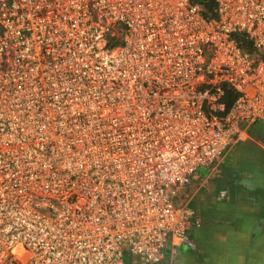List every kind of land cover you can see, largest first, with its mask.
<instances>
[{
    "label": "built area",
    "instance_id": "obj_1",
    "mask_svg": "<svg viewBox=\"0 0 264 264\" xmlns=\"http://www.w3.org/2000/svg\"><path fill=\"white\" fill-rule=\"evenodd\" d=\"M213 3L0 0V264L193 247L180 194L264 127V0Z\"/></svg>",
    "mask_w": 264,
    "mask_h": 264
},
{
    "label": "crops",
    "instance_id": "obj_2",
    "mask_svg": "<svg viewBox=\"0 0 264 264\" xmlns=\"http://www.w3.org/2000/svg\"><path fill=\"white\" fill-rule=\"evenodd\" d=\"M257 127L212 168L195 173L199 183L181 200L197 221L193 247L168 246L159 264H264V139L250 137ZM126 264L144 263L127 257Z\"/></svg>",
    "mask_w": 264,
    "mask_h": 264
},
{
    "label": "trees",
    "instance_id": "obj_3",
    "mask_svg": "<svg viewBox=\"0 0 264 264\" xmlns=\"http://www.w3.org/2000/svg\"><path fill=\"white\" fill-rule=\"evenodd\" d=\"M193 2L199 3L202 5L204 13L206 15L214 16L213 10H214V3L213 0H192ZM235 99V95L228 89H224V101L227 105H230V103Z\"/></svg>",
    "mask_w": 264,
    "mask_h": 264
},
{
    "label": "rangeland",
    "instance_id": "obj_4",
    "mask_svg": "<svg viewBox=\"0 0 264 264\" xmlns=\"http://www.w3.org/2000/svg\"><path fill=\"white\" fill-rule=\"evenodd\" d=\"M261 127H257L256 129H254L252 131V133L250 135L251 139H253V140H258L260 138L264 139V132L261 131V129H263L264 127L263 128H261ZM230 159H232V157ZM198 179H201V178L199 177L198 174H196L193 177V179H191V181L189 182V184L187 185V187L184 189V191H182V193L180 194V196H179V199L180 200H183L186 197V195L189 194V191H190V188H191L192 185H195V184H198L199 183L198 182L199 181Z\"/></svg>",
    "mask_w": 264,
    "mask_h": 264
}]
</instances>
